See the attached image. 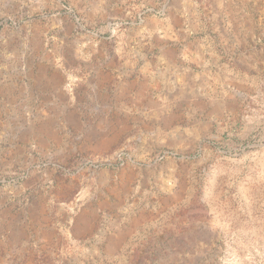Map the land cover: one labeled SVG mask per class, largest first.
Returning <instances> with one entry per match:
<instances>
[{
    "label": "rangeland",
    "instance_id": "374dc122",
    "mask_svg": "<svg viewBox=\"0 0 264 264\" xmlns=\"http://www.w3.org/2000/svg\"><path fill=\"white\" fill-rule=\"evenodd\" d=\"M0 264H264V0H0Z\"/></svg>",
    "mask_w": 264,
    "mask_h": 264
}]
</instances>
